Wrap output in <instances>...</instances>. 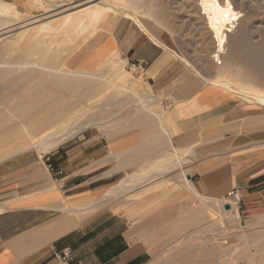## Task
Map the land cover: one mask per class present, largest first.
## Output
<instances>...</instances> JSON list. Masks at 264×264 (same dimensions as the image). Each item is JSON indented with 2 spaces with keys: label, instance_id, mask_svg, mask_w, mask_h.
I'll return each mask as SVG.
<instances>
[{
  "label": "crops",
  "instance_id": "0c3cea01",
  "mask_svg": "<svg viewBox=\"0 0 264 264\" xmlns=\"http://www.w3.org/2000/svg\"><path fill=\"white\" fill-rule=\"evenodd\" d=\"M1 1L25 10L30 2ZM142 28L121 18L112 35L73 60L95 72L118 52L145 72L151 92L172 108L165 127L169 136L179 132L175 145L192 155L189 178L196 191L214 198L239 192L245 243L237 264H264V111L204 84L197 71L169 53L177 58V52ZM201 74L215 78L211 71ZM141 130L110 141L86 131L65 142L51 153L62 175L51 173L44 160L32 155L34 150L13 146L0 153V171L9 167L0 172V264H61L56 254L66 249L71 250L68 264H149L151 251L135 237L126 217L108 207L93 212L104 196L111 199L141 184V168L137 177L131 175L134 183H127L131 177L125 178L127 170L116 157L140 148Z\"/></svg>",
  "mask_w": 264,
  "mask_h": 264
},
{
  "label": "bare ground",
  "instance_id": "6f19581e",
  "mask_svg": "<svg viewBox=\"0 0 264 264\" xmlns=\"http://www.w3.org/2000/svg\"><path fill=\"white\" fill-rule=\"evenodd\" d=\"M45 1L50 3L48 0ZM198 1L200 14L206 21L208 32L216 44L213 58L219 62H216L218 65H222L220 58H223L222 54L225 53V44L230 34L242 25L244 15L242 11L235 8L232 0ZM41 2L45 4L43 8L50 9L47 12L50 15L42 20L34 17V13L28 9L22 11L17 4L0 0V101L7 100L8 97L15 98L14 108L10 109L11 107L6 106L5 110H0V153H6L11 147L16 146L21 147V151L34 150L40 154H49L78 133L93 127L99 128L106 134L108 130L117 132L122 129L132 131L151 129V139L146 141L148 146L141 147V145L140 148L128 153L151 149V145L154 144V148L162 147L155 150L153 164L139 171L138 179L146 181V186H149L150 183H163L170 177L184 178V185L190 194L195 198H205L196 191L188 177L190 160H186L182 155L186 151L178 149L169 138L164 121L166 114H163L164 111H156L150 107L152 103H156L153 98H150L153 94H145L150 98L147 99L148 101L143 100L144 95L134 94L135 77L131 79L132 77L127 75L124 60L117 61L118 52L115 51L116 53H113L101 66L107 69V74H103L101 71L104 69H101L99 75L101 78L98 80L96 74L100 69L96 74H91L85 70L64 67L68 57L72 56V59L76 61L82 51L94 50L103 40L112 35L110 31L120 10L131 9L139 13L140 0L93 1L92 6H83L85 8L66 14L62 12L58 16L54 13L60 9L57 10L54 7H60V2H53L50 6L46 5L44 0ZM41 4L39 5L42 6ZM127 14L126 17H131ZM140 24L147 29L142 22ZM9 59H15V61H9ZM234 73L229 66H221L214 79L204 78L202 74L200 77L204 84H211L213 87L264 107V90L258 89V86L244 85L234 78H240L237 73ZM35 81H38L36 82L38 85L30 87ZM35 86H37L36 91ZM105 92H109L108 98H105V101H100L99 98L97 100L96 97L100 94L104 96L107 94ZM63 96H71L75 100L57 108L59 107L57 104H61L58 101H61ZM87 97L88 101L91 97V103L97 106L95 110H91L92 104L90 105V101H87ZM68 98H63L62 102ZM95 98L96 101L93 102L92 99ZM4 100L0 102V108L3 107L1 105L7 104ZM53 102L54 106H57L56 110L51 106ZM123 102L128 103L129 108H132L130 112L128 110L129 114L127 112V115H122L124 117L120 115L121 113L119 114L121 106L126 105ZM115 115L116 118H111ZM125 154L127 153L117 154L116 157L120 159ZM9 159L7 158V161ZM0 168L2 170V166ZM126 181L134 183L132 177ZM230 203L232 209L239 212L234 202L230 201ZM205 207L208 208L207 205ZM203 216L207 219L213 217L210 212L207 211L205 214V211L198 209L196 218L204 221L206 218H202ZM236 220L241 221L239 213ZM193 221L196 223L195 220Z\"/></svg>",
  "mask_w": 264,
  "mask_h": 264
},
{
  "label": "rangeland",
  "instance_id": "374dc122",
  "mask_svg": "<svg viewBox=\"0 0 264 264\" xmlns=\"http://www.w3.org/2000/svg\"><path fill=\"white\" fill-rule=\"evenodd\" d=\"M48 1L50 3H47V1L44 0L48 6L53 2L61 3L60 7H54L57 10L60 9L58 12L54 13L58 16L61 15L62 12V14H66L87 6H92L94 2L99 0ZM140 2L139 5L141 4V8L139 7L140 9L138 10L141 12H139L141 15L131 9L120 10L116 16L115 23L123 18L125 20H131L141 27L140 22H142L147 28L152 30L153 34L160 42H162V44L177 52L179 56L176 58L173 52L169 51L171 57L174 59H183L190 69L195 72L197 71L199 76L202 72L211 71L216 77L218 68L221 66H229L233 72L239 75L240 78L234 77L236 80H240L244 85L258 86V89L264 90V0H232L235 8L242 11L244 18L241 22L242 25L238 26L235 30L236 32L234 31L230 34V38L225 44V53H223L224 55L222 54L223 58H220L224 63H222V65H218L213 58L216 44H214L213 38L208 32L206 21L200 14L198 0H140ZM41 3V0H30L28 7V10L31 13H34L33 16L40 20L50 15V13H47L50 9L43 8V5L45 4ZM70 3L72 4L70 5ZM19 9L25 11V9ZM126 14L131 15V17L133 16V18L126 17ZM114 24L110 31L111 34L115 31ZM143 31L147 33L144 29ZM10 59L9 61H15V59ZM123 60L126 64L125 69L126 73H128L127 75L131 76V79H134L135 77L136 80V85L133 86V89L135 87L133 90L134 94H136V96L144 95V101L153 98L156 103H152L153 105L150 107L156 111H164L163 114H166L165 116L170 118V112L172 110L171 106L167 104L165 99L158 97L151 92L149 85L147 84L145 72L123 59L119 54L117 61L120 62ZM64 67L66 69H80V65L75 63L72 56L67 58ZM99 69V71L97 70L98 72L87 73L96 74L97 72L98 74L96 75H98V77L96 78L98 80L101 78L99 77L100 71L104 68L100 67ZM60 70H62V68H60ZM101 72L107 74V69H104ZM36 82L38 83V81L31 83L30 87L36 85ZM72 85L74 84L72 83ZM35 87L36 91L37 86ZM26 92H28V90ZM105 93L107 94L104 96H101L102 94H100L99 97H96L97 100L99 98L100 101H105L108 98L107 96L109 95V92ZM149 93L153 94L150 98L148 95H145ZM67 97H69L68 100L66 99L62 102V99ZM96 98L92 99L93 102L96 101ZM62 99L61 101H58L56 98L58 103L61 102V104H57L55 101L59 107L56 105L54 106V102L51 106L56 110L55 107L60 108L62 105L65 106L66 103L68 104V102L70 103V101L75 100L71 96H63ZM242 99L252 107H258L264 111V107L255 105L244 98ZM3 100L4 99L1 101ZM14 100L15 98L8 97L7 100H4V102L7 101V104L5 103L6 105H1L3 107L0 108V110H5L6 106L7 108L11 107L10 109L14 108ZM89 101L88 102L91 105V97ZM123 103L126 105H122L123 108L121 106V109L119 110L121 116L127 115L128 110L129 112L132 110L131 107L129 108L128 103ZM94 105L95 103L90 107L92 111L97 107ZM40 116L42 117V115ZM113 117L116 118V115L111 116V118ZM86 131H90L92 134L103 135L109 141L134 132L132 130L122 129L117 132H109L108 130L106 134V132L99 128L93 127L78 133L75 137L67 141L77 138ZM139 132L145 135L142 138L144 139L142 145L148 146L146 141L151 139L148 130L144 129ZM178 135V131L170 132L169 138L173 141L174 145L176 144ZM154 145H151V149L125 154L123 157L130 158L129 161L118 159L121 163L123 162L125 168L123 169L127 170L125 178H128L129 176L131 177V175L133 176L134 174V177H137V172L140 168L145 170L153 164L155 150L162 148H154ZM30 153L31 152H25L23 154ZM51 153H49V155H51ZM32 155L38 157V160H42L47 154H40L37 151H33ZM182 155L186 160H190L191 153L189 151ZM189 162V175H192L194 172L193 163H191V161ZM182 179L170 177L164 180L163 183H150L149 186H146V181H141V184H134L135 190L121 192L119 194H114L113 196L110 195L111 199L104 196L100 201L101 203L95 206L93 212L96 213V211L99 210V207H108L114 213L126 217L131 223V229L135 232V237H137L138 240L143 241L151 251L152 260L149 264H183L184 262V264H237L239 255L243 251L245 243V236L242 233L244 230L242 222L236 220L238 213L240 214L242 210V206L240 205V210L237 212L232 209L230 198H214L204 195L205 198L207 197L206 199L195 198V196L189 193L188 188L184 185V178ZM119 184L120 182L112 186V190H110L113 191V189L117 188ZM206 205L208 208L205 207ZM226 205H231L230 210L225 209ZM198 209L199 211L202 209V212L205 211V214L207 211L210 212V215L213 217L208 218V220L207 217L203 216L202 218H206V221L196 218ZM192 219L195 220L196 223Z\"/></svg>",
  "mask_w": 264,
  "mask_h": 264
},
{
  "label": "built area",
  "instance_id": "2783aa9c",
  "mask_svg": "<svg viewBox=\"0 0 264 264\" xmlns=\"http://www.w3.org/2000/svg\"><path fill=\"white\" fill-rule=\"evenodd\" d=\"M215 62H217L216 58H215ZM217 63H219V62H217ZM42 160H44V162L46 163V165H47V167H48V169H49V171L51 173H57L59 175L63 174L61 171H56V169L52 165V163H51V155H49V154L45 155L42 158ZM228 197L231 199V201L234 202L236 209L239 210L240 209V202H241V198H240L239 192L235 189V190L231 191L228 194ZM70 255H71V250L70 249H66V250H64L61 253H57L56 254V258L61 262V264H68Z\"/></svg>",
  "mask_w": 264,
  "mask_h": 264
},
{
  "label": "water",
  "instance_id": "95a60500",
  "mask_svg": "<svg viewBox=\"0 0 264 264\" xmlns=\"http://www.w3.org/2000/svg\"><path fill=\"white\" fill-rule=\"evenodd\" d=\"M225 209L230 210V205H226Z\"/></svg>",
  "mask_w": 264,
  "mask_h": 264
}]
</instances>
